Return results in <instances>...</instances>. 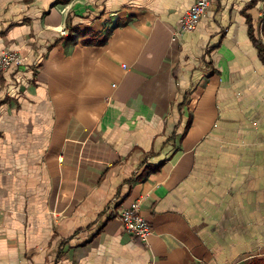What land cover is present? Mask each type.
Segmentation results:
<instances>
[{
    "label": "crops",
    "instance_id": "0c3cea01",
    "mask_svg": "<svg viewBox=\"0 0 264 264\" xmlns=\"http://www.w3.org/2000/svg\"><path fill=\"white\" fill-rule=\"evenodd\" d=\"M195 1L0 0V264L264 259V0Z\"/></svg>",
    "mask_w": 264,
    "mask_h": 264
},
{
    "label": "built area",
    "instance_id": "2783aa9c",
    "mask_svg": "<svg viewBox=\"0 0 264 264\" xmlns=\"http://www.w3.org/2000/svg\"><path fill=\"white\" fill-rule=\"evenodd\" d=\"M213 0H196L184 13L180 23L176 27L172 40L178 41L181 36L197 28L201 19L206 15ZM25 63L22 53L15 49H6L0 53V71L12 66H20ZM118 216L122 219L126 231L143 241H148L153 234V226L141 211V202L136 200L128 207L121 209Z\"/></svg>",
    "mask_w": 264,
    "mask_h": 264
},
{
    "label": "trees",
    "instance_id": "16d2710c",
    "mask_svg": "<svg viewBox=\"0 0 264 264\" xmlns=\"http://www.w3.org/2000/svg\"><path fill=\"white\" fill-rule=\"evenodd\" d=\"M263 27H264V25H263ZM250 36L253 39V41L257 44V46H259L261 57L264 60V55H263L264 46L260 43L259 39L256 37L255 32H254V28L252 25L250 26ZM250 264H264V259L253 260Z\"/></svg>",
    "mask_w": 264,
    "mask_h": 264
}]
</instances>
